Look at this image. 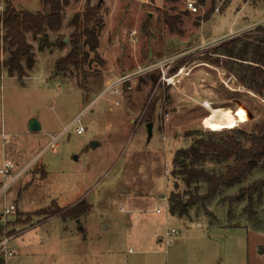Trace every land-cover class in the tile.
Returning <instances> with one entry per match:
<instances>
[{"label":"rangeland","instance_id":"obj_1","mask_svg":"<svg viewBox=\"0 0 264 264\" xmlns=\"http://www.w3.org/2000/svg\"><path fill=\"white\" fill-rule=\"evenodd\" d=\"M9 1L16 10L41 11L40 0ZM89 1L100 6V61L90 57L85 72H60L57 61L71 49L68 22ZM192 1L196 13L187 0H71L61 32L50 34L56 46L39 52L27 36L35 67L21 81L4 70L0 82V166L6 158L19 169L32 164L0 197V216L17 205L6 225L0 220V240L11 238L14 252L5 264H264V194L261 203L254 197L253 219L246 201L232 207L231 219L228 206L218 204L263 171L221 190L205 210L191 208V217L171 216L163 200L173 190L175 155L191 144L188 135L250 133L264 121L263 101L237 84L217 51L264 35V0ZM166 16L176 19L173 28ZM3 36L0 30L5 60ZM217 59L219 67L211 62ZM205 102L234 115L244 106L247 120L235 116L231 128L218 127ZM32 119L41 131L28 130ZM77 127L85 133L78 136ZM5 145L18 152L5 156ZM78 205L86 212L78 221L62 218Z\"/></svg>","mask_w":264,"mask_h":264},{"label":"trees","instance_id":"obj_2","mask_svg":"<svg viewBox=\"0 0 264 264\" xmlns=\"http://www.w3.org/2000/svg\"><path fill=\"white\" fill-rule=\"evenodd\" d=\"M201 3L203 5L204 0ZM70 4L71 0H40L41 11L31 13L16 10L9 0H5V9L0 13V30L4 31L3 42L8 49L3 67L9 77L16 76L21 81L35 67L33 46L27 36L37 43L39 52L56 46L50 40V34L61 32ZM99 12L100 6L89 1L85 9L68 22L72 29L68 43L71 49L57 61L60 72L69 67L85 72L90 57L100 61L98 49L103 27L96 22ZM209 19L207 15L203 17V21ZM165 20L171 28L174 27L176 19L166 16ZM57 44L64 46L63 40ZM217 51L228 59L224 67L234 73L237 84L264 103V35L252 40H233ZM211 62L220 66L218 59ZM188 137H191L190 146L179 150L173 160V190L168 197L171 216L188 217L190 209L196 206L205 210L206 204L213 201L221 190L241 185L257 170L264 172V121L255 123L250 133L232 128L225 133L197 132ZM263 194L264 177L241 186L234 195L222 197L218 204L228 206L227 216L231 219L232 207L246 201L244 212L248 219H253L257 216L253 210L254 197H257V203H261ZM85 213L82 205H78L64 213L62 218L78 221Z\"/></svg>","mask_w":264,"mask_h":264},{"label":"built area","instance_id":"obj_3","mask_svg":"<svg viewBox=\"0 0 264 264\" xmlns=\"http://www.w3.org/2000/svg\"><path fill=\"white\" fill-rule=\"evenodd\" d=\"M187 9L192 12H197V7L194 1L187 0L186 2ZM4 70H6L3 67V60L0 58V82L4 79ZM77 134H83L84 129L82 127H79L76 129ZM1 136L5 140L6 136L2 133ZM56 139H54V142ZM32 164H27L19 169V165L14 163L11 160H4L3 163L0 166V197L6 196L10 191L12 186L19 181L20 178H22L25 174L28 173L29 169L31 168ZM165 201V205L169 207L168 198H163ZM16 206L13 204L9 207H5L3 214L0 216V220L4 222V224H7V217L11 215L12 213L16 212ZM156 213H161L160 209L156 210ZM176 235L175 231H172L170 233H166V237L170 238L171 236ZM11 240V238H8L7 236L4 237V239L0 240V255L6 258H10L14 256L13 251L8 250V243Z\"/></svg>","mask_w":264,"mask_h":264},{"label":"bare ground","instance_id":"obj_4","mask_svg":"<svg viewBox=\"0 0 264 264\" xmlns=\"http://www.w3.org/2000/svg\"><path fill=\"white\" fill-rule=\"evenodd\" d=\"M205 108H207L209 112L212 114L213 117L212 120L214 119L218 127H222V128L225 127L231 128L235 123L238 122L236 120L239 119V117L241 119H244L246 116V110L244 107L238 110L236 112V115H234L233 112L228 110L211 108L208 102H205ZM235 116L237 117V119Z\"/></svg>","mask_w":264,"mask_h":264},{"label":"crops","instance_id":"obj_5","mask_svg":"<svg viewBox=\"0 0 264 264\" xmlns=\"http://www.w3.org/2000/svg\"><path fill=\"white\" fill-rule=\"evenodd\" d=\"M34 53V52H33ZM212 108V107H211ZM217 109H220V108H217ZM40 127H41V125H40ZM77 128H79V127H77ZM41 130H42V128H41ZM40 130V131H41ZM84 133H85V131H84ZM83 133V134H84ZM77 134V133H76ZM83 134H77L78 136H81V135H83ZM92 145H94V147L93 148H97V146H98V144H96V143H92ZM85 149L86 148H84L83 149V151H85ZM12 151H14V152H12ZM11 152L12 153H14V154H16L18 151H17V149L15 150V149H13L12 147H10V146H3V153H4V155L5 156H7V154L8 153H10L11 154ZM19 154V153H18ZM18 154H17V156H16V158H18ZM13 155V154H12ZM76 159L77 160H79L80 159V156H77L76 157ZM5 160H8L7 158L5 159ZM4 161V160H3ZM13 161V160H12ZM29 164H31V162L29 163ZM119 190L121 191V193H128V191H125V189L124 188H119ZM17 206V205H16ZM17 209V208H16ZM160 214V213H159ZM189 216V215H188ZM189 217H191V216H189ZM57 218H59V217H57ZM200 226V225H199ZM2 261V260H1ZM6 263V260H4V261H2V262H0V264H5Z\"/></svg>","mask_w":264,"mask_h":264},{"label":"water","instance_id":"obj_6","mask_svg":"<svg viewBox=\"0 0 264 264\" xmlns=\"http://www.w3.org/2000/svg\"><path fill=\"white\" fill-rule=\"evenodd\" d=\"M103 1H104V0H99V5H100ZM64 42L66 43V42H67V39H65ZM240 106H242V105H240ZM242 107H244V106H242ZM244 108H245V110H246V113H248V110L246 109V107H244ZM246 120H247V117L245 116V118L242 120V123H243V122H246ZM147 128H148V130H151V129H152V124H148ZM28 130H29L30 132H39V131L41 130V127H40V124L38 123V121L35 120V119L30 120V121H29V124H28ZM93 147H94V145H93ZM120 192H121V191H120Z\"/></svg>","mask_w":264,"mask_h":264}]
</instances>
